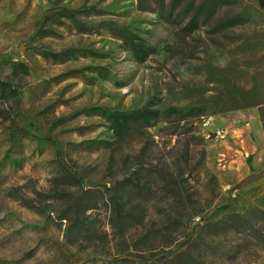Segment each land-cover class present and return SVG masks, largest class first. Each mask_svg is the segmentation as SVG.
<instances>
[{
	"label": "rangeland",
	"instance_id": "obj_1",
	"mask_svg": "<svg viewBox=\"0 0 264 264\" xmlns=\"http://www.w3.org/2000/svg\"><path fill=\"white\" fill-rule=\"evenodd\" d=\"M203 1L0 0V264H264V176L235 188L206 136L248 108L264 132V0L190 31ZM147 104L142 134L104 115Z\"/></svg>",
	"mask_w": 264,
	"mask_h": 264
},
{
	"label": "crops",
	"instance_id": "obj_2",
	"mask_svg": "<svg viewBox=\"0 0 264 264\" xmlns=\"http://www.w3.org/2000/svg\"><path fill=\"white\" fill-rule=\"evenodd\" d=\"M207 126L209 154L218 160L214 170L229 173L237 183L264 171V132L255 109L215 114ZM217 129L225 130L224 138L215 136Z\"/></svg>",
	"mask_w": 264,
	"mask_h": 264
},
{
	"label": "trees",
	"instance_id": "obj_3",
	"mask_svg": "<svg viewBox=\"0 0 264 264\" xmlns=\"http://www.w3.org/2000/svg\"><path fill=\"white\" fill-rule=\"evenodd\" d=\"M196 0H192V4H194ZM213 0H205L200 5L198 10L192 15L190 20L187 22L186 27L190 31L194 30L198 27L199 24V16L202 10V7L209 6ZM235 20H230L225 23L224 26H230L234 24ZM132 50H134L135 54L138 55L140 51V47L137 44L132 45ZM174 109V108H173ZM172 109V110H173ZM180 110L189 111L192 117H197L201 115H205V108L202 106H190L183 107ZM159 110L153 109L150 105H144L138 108L130 109L127 111H105L104 115L111 120L113 124V128L117 136L120 138H124L126 136H130L135 133L142 134L146 132L149 127L154 124V121L158 119ZM146 130V131H145ZM203 158H205V151L202 152ZM173 176V174H170ZM131 186L133 188H139L141 186L139 182H131ZM114 210L116 212L120 211V201L112 200ZM179 220V218H178ZM248 222V219L241 215L240 213L233 211L228 213L221 219L210 223V225H214L220 228L221 232H242L243 226Z\"/></svg>",
	"mask_w": 264,
	"mask_h": 264
},
{
	"label": "water",
	"instance_id": "obj_4",
	"mask_svg": "<svg viewBox=\"0 0 264 264\" xmlns=\"http://www.w3.org/2000/svg\"><path fill=\"white\" fill-rule=\"evenodd\" d=\"M263 176H264V171H262V172H260V173H257V174H252V175H250V176L244 178V179H243L242 181H240L239 183H237V184L235 185V188L241 187V186H243V185H245V184H247V183H249V182H251V181H253V180H255V179H258V178H260V177H263Z\"/></svg>",
	"mask_w": 264,
	"mask_h": 264
},
{
	"label": "built area",
	"instance_id": "obj_5",
	"mask_svg": "<svg viewBox=\"0 0 264 264\" xmlns=\"http://www.w3.org/2000/svg\"><path fill=\"white\" fill-rule=\"evenodd\" d=\"M208 123H209V120L207 121L206 125H208ZM215 136L218 137V138H224L225 137V130L217 129L215 131Z\"/></svg>",
	"mask_w": 264,
	"mask_h": 264
}]
</instances>
